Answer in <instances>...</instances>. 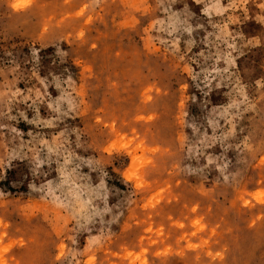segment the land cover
Wrapping results in <instances>:
<instances>
[{
	"label": "rangeland",
	"instance_id": "obj_1",
	"mask_svg": "<svg viewBox=\"0 0 264 264\" xmlns=\"http://www.w3.org/2000/svg\"><path fill=\"white\" fill-rule=\"evenodd\" d=\"M0 264H264V0H0Z\"/></svg>",
	"mask_w": 264,
	"mask_h": 264
}]
</instances>
